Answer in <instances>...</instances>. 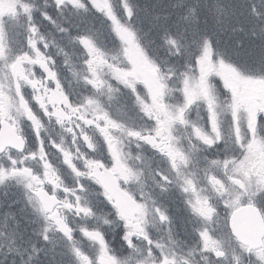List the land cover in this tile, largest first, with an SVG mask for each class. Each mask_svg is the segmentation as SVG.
<instances>
[{"label": "clouds", "instance_id": "9594fccd", "mask_svg": "<svg viewBox=\"0 0 264 264\" xmlns=\"http://www.w3.org/2000/svg\"><path fill=\"white\" fill-rule=\"evenodd\" d=\"M187 12L146 32L132 0H60L54 44L35 27L5 41L0 187L22 198L0 205V264H46L58 241L72 264L84 245L90 264H264V23L232 29L237 49L257 47L242 66ZM219 65L260 93L240 100Z\"/></svg>", "mask_w": 264, "mask_h": 264}, {"label": "trees", "instance_id": "16d2710c", "mask_svg": "<svg viewBox=\"0 0 264 264\" xmlns=\"http://www.w3.org/2000/svg\"><path fill=\"white\" fill-rule=\"evenodd\" d=\"M45 0H26L25 3L34 10L37 20H41L42 27L54 35V26L50 21H56L68 27L66 21L67 13L61 17L58 13V7H55L53 0H48L49 8L45 10ZM117 4L120 0H115ZM136 5V17L141 23L143 29L147 32L153 27L163 22L162 17H169L168 23L171 24L182 16L188 14V7H194L197 15L200 17L201 24L199 31L213 34V43L218 42L220 49L226 50L229 57L238 65L255 67L257 60V47L255 43L249 42L252 48L250 63H245L241 57H234L241 49L235 47L236 39L240 38L239 34H233L232 29L242 26L245 31L254 27H259L264 23V0H132ZM45 14L48 19H43ZM257 14H260L259 16ZM161 19H157V17ZM97 26L99 20L94 22ZM84 27V25H81ZM42 30V29H41ZM43 33L46 30H42ZM55 34L58 35V30ZM151 35H156L155 30ZM55 37V36H54ZM56 38V37H55ZM195 38V37H194ZM55 42H53L54 44ZM247 43V42H246ZM229 66V65H228ZM232 68L231 66H229ZM233 69V68H232ZM6 199L0 200V205H5ZM32 229L29 228L31 234ZM36 247H40L37 243ZM67 250L64 243H59L56 249L48 255L41 254V260L46 264H68L66 262Z\"/></svg>", "mask_w": 264, "mask_h": 264}, {"label": "rangeland", "instance_id": "374dc122", "mask_svg": "<svg viewBox=\"0 0 264 264\" xmlns=\"http://www.w3.org/2000/svg\"><path fill=\"white\" fill-rule=\"evenodd\" d=\"M26 0H0V81L4 78V64L3 58L6 55L8 49L3 48L5 41L8 42V47L11 48V42L15 39H20L21 33H24L25 29L35 27L41 32V20H37L34 15V10L31 9V6L25 3ZM45 0L44 7L45 10L50 6ZM55 3V7H58V3L60 0H53ZM105 0H96V4L100 7H103ZM47 17V16H46ZM43 19H46L45 16H42ZM64 23H62L63 26ZM65 25V24H64ZM56 29H54V35L46 31L45 33L49 37L51 43L56 42L63 35L58 32V35L55 34ZM122 39H128L127 33L121 32ZM56 38H55V37ZM47 42V41H46ZM42 47V46H41ZM252 53V48L250 47V43L247 42L246 46L237 52L234 57H241L245 63H250V56ZM213 56V51L211 48L205 51L203 60L208 67H213L211 64V58ZM63 68H67L68 65H63ZM39 71V69H36ZM215 71L218 73L219 77L226 82L230 87H233L236 92L242 93L245 98L243 100H248L258 95L261 91L260 86L256 81L248 80L241 77L234 69L230 68L228 65H219L215 66ZM219 81V80H218ZM242 100V101H243ZM8 192V197H7ZM22 198V192L19 187L15 185H10L6 189L4 187H0V200L3 201L6 199L7 203L3 205L7 207L8 205H13V210L19 207V204H14V201H17ZM32 227H35L33 225ZM59 243H64L58 241L55 246L52 248L50 253L53 252L54 249L59 245ZM65 246V244H64ZM84 247V255L82 256V264H90L91 252L87 248L86 245ZM76 253L80 252L79 248H76ZM66 262L68 264H72L73 256L70 255L67 251ZM97 264H108L107 256H98Z\"/></svg>", "mask_w": 264, "mask_h": 264}, {"label": "flooded vegetation", "instance_id": "af4514ba", "mask_svg": "<svg viewBox=\"0 0 264 264\" xmlns=\"http://www.w3.org/2000/svg\"><path fill=\"white\" fill-rule=\"evenodd\" d=\"M41 24H42V23H41ZM41 29L47 31V29H44L43 27H41ZM42 30H41V32L43 33ZM36 71H37V70H36ZM37 72H39V71H37ZM231 88H232L233 91L237 94V96H238V98H239L240 100H243V99L245 98V95L243 96L242 93L236 92L237 89H235V88H233V87H231ZM29 135H31V134H29ZM68 142H69V143H72V141H71L70 138H69V141H68ZM72 151H75V149H72ZM7 197H8V192H7ZM176 208H177V204H176V203H174V202H169V209H170V211H172L173 214L176 215V217H177V228H178V230H179V227H180V221H181L182 218H183V212H182V211H181V212H177V211H176ZM119 244H120V240H119V232H118L117 235H116V239H115V241L113 242V246H118ZM187 252H188V247H185V248L183 249V253H184V254H187ZM178 254H179V253H178ZM197 258H199V257H197Z\"/></svg>", "mask_w": 264, "mask_h": 264}, {"label": "water", "instance_id": "95a60500", "mask_svg": "<svg viewBox=\"0 0 264 264\" xmlns=\"http://www.w3.org/2000/svg\"><path fill=\"white\" fill-rule=\"evenodd\" d=\"M8 140L11 139V137H3ZM236 228L244 233H248L250 235L254 234L255 227L251 219L245 215H243L242 210L238 211L237 213V219H236Z\"/></svg>", "mask_w": 264, "mask_h": 264}, {"label": "snow or ice", "instance_id": "6c2138e0", "mask_svg": "<svg viewBox=\"0 0 264 264\" xmlns=\"http://www.w3.org/2000/svg\"><path fill=\"white\" fill-rule=\"evenodd\" d=\"M207 52V50H205Z\"/></svg>", "mask_w": 264, "mask_h": 264}, {"label": "bare ground", "instance_id": "6f19581e", "mask_svg": "<svg viewBox=\"0 0 264 264\" xmlns=\"http://www.w3.org/2000/svg\"><path fill=\"white\" fill-rule=\"evenodd\" d=\"M7 202V201H6Z\"/></svg>", "mask_w": 264, "mask_h": 264}]
</instances>
